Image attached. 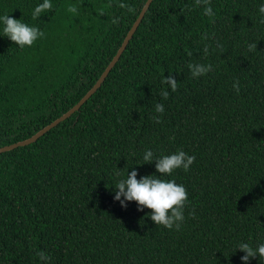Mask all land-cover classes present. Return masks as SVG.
I'll return each instance as SVG.
<instances>
[{
  "label": "trees",
  "instance_id": "1",
  "mask_svg": "<svg viewBox=\"0 0 264 264\" xmlns=\"http://www.w3.org/2000/svg\"><path fill=\"white\" fill-rule=\"evenodd\" d=\"M0 0V14L39 26L33 46L0 37V148L60 118L94 87L147 0ZM260 0H153L100 88L36 142L0 154V264H242L235 244L264 243V24ZM75 5L77 13L68 11ZM182 9L184 11L182 12ZM190 9V10H189ZM115 19V23L113 20ZM257 47L249 51L247 45ZM205 45L209 54L204 55ZM211 63L194 78L189 63ZM177 90L164 100L169 74ZM240 91L233 89V82ZM165 112L150 117L156 103ZM145 148L196 160L182 183L180 231L156 226L136 202L113 200V172L143 164ZM249 264H264L259 257Z\"/></svg>",
  "mask_w": 264,
  "mask_h": 264
},
{
  "label": "clouds",
  "instance_id": "2",
  "mask_svg": "<svg viewBox=\"0 0 264 264\" xmlns=\"http://www.w3.org/2000/svg\"><path fill=\"white\" fill-rule=\"evenodd\" d=\"M196 4L201 7L204 16L214 20L216 14L213 11L211 0H196ZM118 6L126 9L129 13L134 12V8L124 3L123 0H120ZM52 9L53 0H42L33 7L31 18L37 20L42 13ZM68 11L77 13L78 9L75 5H72L69 6ZM183 11L184 9H182ZM257 14L260 23L264 24V0H260L258 4ZM115 22L114 19L113 23ZM44 35V31L39 26L29 24L23 18L15 19L6 12L0 14V37H7L20 49L33 46ZM247 47L251 51L257 45L250 43ZM203 52L205 56L209 54L207 45H205ZM188 69L192 77L199 78L210 73L213 70V65L211 63H189ZM161 83L166 87L160 90L159 95L166 100L170 94L169 89L171 92L177 90V80L170 73L167 77H163ZM232 86L239 93L238 82L234 81ZM164 112V104L158 102L154 105V111L150 118L159 124ZM141 159L144 162L143 164H153L154 162L156 173L159 175L140 176L138 179V172L135 167H131V171L127 170L126 175H121L122 170L114 171L113 200L119 202L120 206L125 208L129 202L134 201L137 204L138 211H143L145 208L151 210L147 213V216L156 226L180 231L185 221V209L190 206L191 202L188 200L187 190L182 183H177L175 179H166L165 177L173 176L177 170L187 173L196 160V156L188 154L182 148H178L175 152L159 155L155 154L151 148H145ZM237 250L244 253L240 257L242 264H249L250 259L256 257H259V261L264 260V243L253 246L241 240L235 244V252ZM37 255L40 261L45 262V264L51 260V257L43 251L38 252Z\"/></svg>",
  "mask_w": 264,
  "mask_h": 264
},
{
  "label": "water",
  "instance_id": "3",
  "mask_svg": "<svg viewBox=\"0 0 264 264\" xmlns=\"http://www.w3.org/2000/svg\"><path fill=\"white\" fill-rule=\"evenodd\" d=\"M152 1L153 0H147L144 8L142 9L140 15L138 16V18L136 19V21L132 25L131 29L129 30V32H128V34H127L124 42L122 43L120 49L118 50L117 54L113 57V59L111 60V62L108 65L107 69L104 71V73L99 78V80L94 85V87L79 101V103H77L68 112H66L60 118H58L57 120L53 121L52 123H50L46 127H44L42 130H40L38 133H36L32 137H30V138H28L26 140L17 142V143L12 144V145H7V146H4V147H1L0 148V154L3 153V152H6V151L13 150V149H15L17 147L26 146V145H29V144H32V143L36 142L40 137H42L43 135H45L51 129H53L54 127L58 126L61 122H63L64 120H66L67 118H69L70 116H72L75 112H77V111L80 110L81 106L98 90V88H100V86L102 85V83L107 78L109 72L111 71V69L113 68V66L115 65V63L118 61V59L120 58V56L123 53L124 49L128 45L130 39L132 38V36L134 35V33L136 32V30L138 29V27L142 23L145 15H146V13L148 12V10L150 8V5H151Z\"/></svg>",
  "mask_w": 264,
  "mask_h": 264
}]
</instances>
